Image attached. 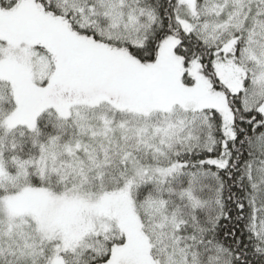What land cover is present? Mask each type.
<instances>
[{
  "label": "snow or ice",
  "instance_id": "snow-or-ice-1",
  "mask_svg": "<svg viewBox=\"0 0 264 264\" xmlns=\"http://www.w3.org/2000/svg\"><path fill=\"white\" fill-rule=\"evenodd\" d=\"M0 264H264V0H0Z\"/></svg>",
  "mask_w": 264,
  "mask_h": 264
}]
</instances>
